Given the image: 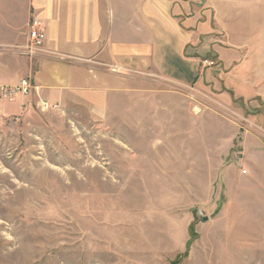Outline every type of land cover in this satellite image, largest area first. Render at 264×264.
Returning a JSON list of instances; mask_svg holds the SVG:
<instances>
[{
  "label": "rangeland",
  "instance_id": "rangeland-1",
  "mask_svg": "<svg viewBox=\"0 0 264 264\" xmlns=\"http://www.w3.org/2000/svg\"><path fill=\"white\" fill-rule=\"evenodd\" d=\"M13 1L25 52L28 0ZM24 80L20 112L0 103V264H264L257 110L222 113L160 82L157 96L132 93L95 121Z\"/></svg>",
  "mask_w": 264,
  "mask_h": 264
},
{
  "label": "crops",
  "instance_id": "crops-1",
  "mask_svg": "<svg viewBox=\"0 0 264 264\" xmlns=\"http://www.w3.org/2000/svg\"><path fill=\"white\" fill-rule=\"evenodd\" d=\"M198 1L28 0L23 29L37 17L47 41L27 58L14 49L28 41H14V1L2 0L0 86L32 77L44 103L85 107L105 121L116 100L157 96L163 82L189 97L212 98L222 113L244 119L257 110L248 122L261 149L255 124L264 127V0ZM207 59L216 67H204ZM26 102L20 98L7 110L20 112Z\"/></svg>",
  "mask_w": 264,
  "mask_h": 264
},
{
  "label": "built area",
  "instance_id": "built-area-1",
  "mask_svg": "<svg viewBox=\"0 0 264 264\" xmlns=\"http://www.w3.org/2000/svg\"><path fill=\"white\" fill-rule=\"evenodd\" d=\"M28 38L29 44L26 46L24 54L34 56L43 52L44 44L47 41V32L44 24L37 17H33L29 23ZM203 65L204 67L214 66V61L205 60ZM32 89L33 87L28 80L22 81L17 86H0V103H13L18 96H29ZM243 173L247 174L245 171Z\"/></svg>",
  "mask_w": 264,
  "mask_h": 264
},
{
  "label": "water",
  "instance_id": "water-1",
  "mask_svg": "<svg viewBox=\"0 0 264 264\" xmlns=\"http://www.w3.org/2000/svg\"><path fill=\"white\" fill-rule=\"evenodd\" d=\"M197 218H198V220L200 221V222H202V223H207V222H209L210 221V218L209 217H205L203 214H198L197 215Z\"/></svg>",
  "mask_w": 264,
  "mask_h": 264
},
{
  "label": "trees",
  "instance_id": "trees-1",
  "mask_svg": "<svg viewBox=\"0 0 264 264\" xmlns=\"http://www.w3.org/2000/svg\"><path fill=\"white\" fill-rule=\"evenodd\" d=\"M193 231V229L191 228V232Z\"/></svg>",
  "mask_w": 264,
  "mask_h": 264
}]
</instances>
